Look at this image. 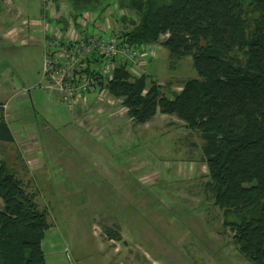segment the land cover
<instances>
[{"label": "rangeland", "instance_id": "rangeland-1", "mask_svg": "<svg viewBox=\"0 0 264 264\" xmlns=\"http://www.w3.org/2000/svg\"><path fill=\"white\" fill-rule=\"evenodd\" d=\"M43 2L0 0V103L7 104L3 115L14 136L12 144L0 143V156L35 194L39 209L47 210L45 264H251L236 250L205 190L198 132L159 113L136 125L107 92L106 110L113 101L116 113L98 118L101 127L81 125L49 94L43 41L23 24L41 16ZM6 14L14 17L8 31ZM116 14L105 21L112 34L137 20L131 12L126 22ZM84 31L100 32L96 24ZM56 35L47 32V41L55 43ZM140 71L167 99L198 78L190 57L174 60L159 44L142 50Z\"/></svg>", "mask_w": 264, "mask_h": 264}, {"label": "trees", "instance_id": "trees-1", "mask_svg": "<svg viewBox=\"0 0 264 264\" xmlns=\"http://www.w3.org/2000/svg\"><path fill=\"white\" fill-rule=\"evenodd\" d=\"M64 2L75 25L85 12L94 13L96 21L115 12L126 22L127 12L135 14L131 29L117 35L106 31L116 36L120 48L159 44L174 60L191 58L198 78L182 84L173 99L121 63L106 78V92L136 125L159 113L198 132L212 204L221 211L239 254L251 264H264V0ZM2 105L0 143L12 144ZM24 185L0 156V264H45L41 244L50 227L48 213Z\"/></svg>", "mask_w": 264, "mask_h": 264}, {"label": "built area", "instance_id": "built-area-1", "mask_svg": "<svg viewBox=\"0 0 264 264\" xmlns=\"http://www.w3.org/2000/svg\"><path fill=\"white\" fill-rule=\"evenodd\" d=\"M55 5L44 0L41 16L29 22L24 21L23 24L37 30V37L41 36L43 41L41 70L49 94L55 95L70 112H75L81 118L79 124L84 125L85 120L95 124L99 116L116 113L112 109L115 105L113 101L107 102L112 108L106 110V78L111 79L112 67L121 63L127 66L132 75L142 74L141 52L148 47L120 48L115 35H106V30L110 29L105 25V21H108L106 17L104 21H96L94 13L85 12L77 16L75 25L67 17L69 11L65 3ZM48 20L51 23L49 25ZM95 24L99 27L98 34L84 31ZM50 31L58 33V39L53 44L52 39H46ZM111 63L116 65L112 66ZM92 102L97 106L96 109H93ZM6 105L1 106L2 112H6Z\"/></svg>", "mask_w": 264, "mask_h": 264}, {"label": "crops", "instance_id": "crops-1", "mask_svg": "<svg viewBox=\"0 0 264 264\" xmlns=\"http://www.w3.org/2000/svg\"><path fill=\"white\" fill-rule=\"evenodd\" d=\"M13 18H14V17L11 15V17H10V19H9L8 14H6V18H4V17L2 18V21H3L4 19L6 20L5 25L7 26V31H8V26H9V25H11V26L14 25V24L11 23V22L13 21ZM3 22H4V21H3ZM12 29H13V27H12ZM0 31H3V29H2V30L0 29ZM3 32H4V31H3ZM3 32H2V33H3ZM95 107H97V106H95ZM163 116H164V115H163ZM166 116H167V115H166ZM99 118H100V116H99ZM107 118H109V117H107ZM153 119H154V118H153ZM153 119H152V120H153ZM104 120H106V118H104ZM152 120H151V121H152ZM151 121H150V122H151ZM150 122H148V123H150ZM84 123L86 124V123H87V120H85ZM95 125H97L98 127H101V126H102V124H100L99 119L95 122ZM98 133H99V132H98ZM99 136H102V135H99ZM179 171L181 172V169H180ZM205 185H206V184H205ZM205 190H206V188H205ZM210 195H211V194H210ZM211 199H212V198H211ZM212 206H213V204H212Z\"/></svg>", "mask_w": 264, "mask_h": 264}]
</instances>
